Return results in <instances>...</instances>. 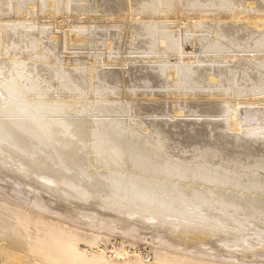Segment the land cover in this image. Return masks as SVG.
I'll use <instances>...</instances> for the list:
<instances>
[{"label":"rangeland","instance_id":"374dc122","mask_svg":"<svg viewBox=\"0 0 264 264\" xmlns=\"http://www.w3.org/2000/svg\"><path fill=\"white\" fill-rule=\"evenodd\" d=\"M89 1L90 3L86 5L79 0H68L66 8L69 14H66L67 11L64 12L63 8L64 0H54V8L62 11V14L58 13L55 16L56 20H45L40 15L35 17L36 24L22 23L26 25L23 32L25 36L23 43H26L18 44L12 37V44L8 45L5 42L4 57L0 60L2 73L4 66L8 68L10 63L18 64L19 61L27 67L24 68L31 75L30 67L38 62L35 70H39V73L35 77L23 72L21 82L22 86L27 88L24 101L42 102L44 107H48L51 105L46 104L56 99L54 104L62 109L59 111L50 107L53 111L45 110L43 115L32 109L30 113H37L39 116L0 115V120L33 117L39 120L44 118L81 119L86 122L92 120L94 129L86 127L85 131L88 136L99 132V138L92 141L93 145L102 144L103 149H114L124 139L125 142L131 143L135 140L133 135L136 134L138 135L136 137L144 139V144L151 148L154 146L153 150L156 152L158 146L163 147L168 155H172L166 156L172 165L195 169L201 180L204 175L206 183L211 182L207 181V177L213 179L217 174L220 175L223 180L216 183L224 187L198 185L188 180L174 179L173 175L163 178L145 175L144 172L129 173L120 169L122 165L117 163L112 165L115 169L110 168L109 163L97 161L92 157V153H88V140L84 141L83 145L86 146L78 153L79 157L75 155L72 161L65 163V167L69 169L66 176H56L57 179L54 180L50 173L49 177L52 180L48 175L36 176L28 168L24 170L19 167L18 170V166L14 164L18 161L13 158L11 161L7 160L9 158L1 154L0 264H264V136L258 133L264 128V101L238 106L239 127L235 132H231L222 121L226 108L220 98L224 97L208 96L212 92L219 94L220 89L222 92L224 90L229 92V85L238 87L235 88L236 91H243V88L251 86L258 92H264V71L256 68L255 62H253L255 65H252L248 61L250 49L264 48V40H261L264 34V20L256 23L254 27H249L243 20H233V14L230 13L235 9L264 13V0H164L163 6L167 5L166 7L170 8L171 15L168 21L175 24L172 25L170 22L171 26L169 25L167 30L163 26L158 30L154 21L157 18L154 19L149 12L143 13L144 16L141 14L142 11H137L138 6L143 3L149 4V0ZM247 1L252 2L249 7L245 6ZM41 2L44 8L46 2ZM128 2L133 8L131 13L134 18L130 19L124 14ZM190 9L197 12L213 9L214 12L209 14L210 18L197 24L195 19H191L195 18L197 13L193 15L194 12H188ZM11 10L5 11L6 19L2 17L8 24L10 20L22 19L18 12ZM74 10L78 16L72 14ZM216 10H220L221 13L216 14ZM89 13L90 16H87ZM60 15L64 19H59ZM83 16L87 19L82 20ZM141 16L146 18L143 20ZM88 17L94 20H89ZM71 18H75L74 22ZM26 19L29 20L28 16ZM135 19L140 20L137 22ZM56 21L61 24L58 25ZM69 23L85 30L88 33L89 38H86L88 42L66 43L64 34L69 32ZM214 23H219L217 27L220 35L211 43L206 40L208 35L205 34L209 33ZM35 25H38L39 29H36ZM179 32L184 37L188 36L184 38V42H187L185 45L187 49L184 46L186 51H190L191 48L193 52L203 50L204 52L199 53L202 57L217 60L214 66L219 62L223 63L222 57L233 54L234 47L242 48L243 50H238L243 52H239L242 55L241 61L229 63L231 68L237 66L239 73L227 72L223 79L212 81L215 83L214 87L205 72L195 69L186 80L172 82L165 73V67L169 63L173 65L171 62L174 57L176 58L174 53L177 47L174 46L173 37L180 34ZM37 33L40 39H37ZM5 36L9 38L6 33ZM162 37L165 39L163 46L158 43V39ZM197 37H203L204 42ZM263 48L262 54L256 52L259 53L255 56L256 59L264 58ZM159 52L163 56L159 55ZM27 57H31L30 60ZM144 57L146 58L142 59ZM39 59H42V62L37 61ZM152 60L158 62L154 63ZM39 62L42 63L41 66L44 65L43 68L39 66ZM89 64H93L96 70L94 80L87 79ZM199 65L208 66L204 62H199ZM11 67L15 69L12 65ZM47 68L51 69L50 73H45ZM54 72L62 74L61 77L56 74L58 78L55 79ZM63 79L65 82L67 80L69 87L65 86ZM30 85L37 87L35 86L33 90ZM178 87L180 91L176 90ZM185 89L198 92L201 97L198 95L184 97L182 91ZM150 92L154 96L149 95ZM237 97L244 99L243 95ZM0 98V103H3L2 97ZM174 109L184 111L186 115L182 113L183 116L171 118ZM131 120H134L132 125L129 123ZM98 121L103 122L101 127L106 129L105 134L100 133L102 128H99ZM108 126L112 132H107ZM143 128L149 131L146 132ZM249 130L252 131L248 132ZM57 170L61 171L60 167ZM46 179L55 183V187L60 186L59 189H51ZM221 182L227 183L222 185ZM230 183L233 187L225 189V185ZM255 183L263 187L262 192L250 190L251 184L254 187ZM190 186L192 189L198 186L199 189H211L218 195L212 197L219 199L226 195L228 197L249 195L250 199H255L257 206L255 204V209L245 210L243 204L226 202L221 204L214 200L205 202L192 195V192L186 191L188 188L191 189ZM81 188H86V191H82ZM139 192L149 195V198L141 196ZM228 197L225 201L231 200ZM141 198L144 201H140ZM191 206L195 208L192 209ZM129 210L136 212L130 214ZM168 214L172 215L169 219L170 222H174L173 226L171 223L165 224L169 223L164 221L167 220ZM178 215L181 216L178 218ZM200 216L212 219L203 220ZM157 220H160V223ZM162 223L164 226L160 225ZM202 230L209 232L208 235L199 236Z\"/></svg>","mask_w":264,"mask_h":264},{"label":"bare ground","instance_id":"6f19581e","mask_svg":"<svg viewBox=\"0 0 264 264\" xmlns=\"http://www.w3.org/2000/svg\"><path fill=\"white\" fill-rule=\"evenodd\" d=\"M41 1H44L46 2L45 3V7L42 8V3ZM129 1V0H128ZM150 3H143L142 5L138 6V10L137 11H142V15L145 16V14L143 13H146V12H149V14L152 15V17L155 19L157 18L155 23H157V29L160 30L159 28L163 26L164 29H168L169 25H170V22L171 24L174 23L172 21H168V17H170L171 14L170 13V8L166 7V6H163L165 5L163 3L164 0H149ZM166 1V0H165ZM67 2L68 0H64L63 2V8H65L64 12H68V9L66 8L67 7ZM79 2H82V3H86V5H88L90 3L89 0H79ZM161 2V3H160ZM9 3V4H8ZM163 3V4H162ZM167 4V3H166ZM252 4V2H245V6L246 7H249L250 5ZM61 6V5H60ZM127 6V5H126ZM163 6V8L161 7ZM87 7V6H86ZM84 7V8H86ZM76 8V7H75ZM14 10L13 12H18L21 16V18L23 19H17V21H12L10 20L9 21V24H8V21L2 19L5 18L4 17V14H5V11H8V10ZM71 9H72V6H71ZM87 9V8H86ZM135 9V8H134ZM11 10V11H12ZM61 10V9H60ZM84 10V9H83ZM150 10V11H148ZM192 9L188 10V12H194L193 15L195 14V12L197 13V16L195 15V18H191V19H195L196 23L199 24L202 22V20H205L206 18H210L209 17V14H213L214 10L213 9H205L204 11L203 10H198L195 11H191ZM42 11V13L40 12ZM87 11V10H86ZM126 11V12H125ZM124 11V14H126V16H128L127 19H130L133 17V8L131 7V5H129V2H128V6L126 7ZM62 12V11H61ZM60 11H57V8H54V0H0V60L1 58L3 59L4 57V48H5V42L9 45V44H12L13 42L11 41V38L14 37L15 39V42L17 41L18 44H25L23 43L25 41V36L23 34V32L25 31V26L26 25H23L22 23H33V24H36V21H35V17L37 18L38 16H42L45 20L49 19H53V20H56V15H58V13H61ZM66 14H69V12ZM74 13L72 14H77L78 16V13H76V11L74 10L73 11ZM89 12V9L88 11ZM132 12V13H131ZM187 12V11H185ZM17 13V14H18ZM71 13V11H70ZM81 13V12H80ZM85 13V12H84ZM136 13V11L134 10V14ZM174 13V12H173ZM172 13V14H173ZM221 11L220 10H216V14H220ZM232 15V19L233 20H243L247 26L249 27H254L256 25V23L260 22L261 20H264V13H250L249 11H241L240 9H235V10H232L230 11ZM14 14V13H13ZM16 14V15H17ZM18 14V15H19ZM31 14V15H30ZM62 14V13H61ZM83 14V13H82ZM123 14V15H124ZM7 14H5L6 16ZM84 15V14H83ZM95 15V14H94ZM140 15V14H139ZM182 15V14H181ZM191 15V14H190ZM189 15V16H190ZM28 16L29 20L26 19V17ZM61 16V15H60ZM69 16V15H68ZM67 16V17H68ZM87 16H90V13L89 15ZM135 16V15H134ZM138 16V15H137ZM148 16V15H147ZM187 16V15H186ZM185 16V17H186ZM34 18V19H30V18ZM72 17V16H70ZM69 17V18H70ZM73 17H75L73 15ZM84 17V16H83ZM143 16H141L140 18H142ZM173 17V15H172ZM194 17V16H193ZM18 18V17H17ZM42 18V19H43ZM89 18V17H88ZM134 18V17H133ZM138 18V17H137ZM146 18V17H144ZM144 18H142L144 20ZM6 19V18H5ZM15 19V18H14ZM40 19V18H39ZM59 19H64L62 16L59 17ZM66 16H65V20H66ZM74 22V19L71 18ZM81 19V17H79V20ZM84 19H87V18H82V20ZM141 19V20H142ZM148 19V18H147ZM160 19V21H159ZM201 19V20H200ZM38 20V19H37ZM41 20V19H40ZM64 20V21H65ZM71 20V21H72ZM89 20H94L92 18H89ZM88 20V21H89ZM136 20V19H135ZM140 20V19H139ZM139 20H136L137 22H139ZM143 20L141 22H143ZM146 20V19H145ZM170 20V19H169ZM172 20V19H171ZM62 21V20H61ZM69 21V20H68ZM86 21V20H85ZM128 21V20H127ZM131 21V20H129ZM147 21V20H146ZM194 21V20H193ZM39 22V21H38ZM41 22V21H40ZM47 22V21H45ZM53 22V21H52ZM55 22V21H54ZM57 22V21H56ZM59 22V21H58ZM57 22V23H58ZM63 22V21H62ZM72 22V23H73ZM7 23V24H6ZM130 24V22H128ZM147 23V22H146ZM146 23L144 25H146ZM152 23V22H150ZM195 23V25H196ZM21 24V25H20ZM39 24V23H37ZM61 24L58 23V25ZM63 24V23H62ZM65 24V22H64ZM70 24V23H69ZM75 24V23H73ZM194 24V23H193ZM32 25V24H31ZM53 25V23H52ZM57 25V26H58ZM172 25H175V24H172ZM184 25V24H182ZM218 24L214 23V25H212L210 27V31L209 33L205 34V35H208V38H206V40L208 42H211V43H214L217 39H218V36L220 35L219 33V29L217 27ZM36 26V29H39L38 28V25H35ZM69 26V32L68 34H64L66 35V43L68 41L70 42H75V43H82V42H85L87 41L86 38H89L88 37V33L85 31V30H82L81 27H78L76 28L75 25H68ZM67 26V27H68ZM90 26V25H89ZM148 26V25H147ZM146 26V27H147ZM171 26V25H170ZM83 27V26H82ZM175 27V26H174ZM30 28V27H29ZM59 28H61L59 26ZM171 28V27H170ZM28 29V28H27ZM26 29V31H27ZM95 30V29H94ZM147 30V29H146ZM172 30V29H171ZM31 31V30H30ZM29 31V32H30ZM38 32V30H36ZM32 32V31H31ZM40 32V31H39ZM5 33L7 34V36L9 38H7L5 36ZM180 33V32H179ZM41 34V33H40ZM159 34V33H158ZM191 34V33H190ZM192 35V34H191ZM187 36V35H186ZM203 36V35H202ZM159 37V35H158ZM188 37V36H187ZM187 37H184L181 33L180 34H177L175 35L173 38H174V41H175V53L176 54V58L174 57L172 60L173 62H171L173 65H166L167 67H165V73L166 75L171 78L172 82H176V81H181L182 79L183 80H186L188 76L192 75V73H194L193 69H195L196 71L197 70H201L203 72H205V75L207 77V79L209 81H218L219 79H221L224 74L226 75L227 72H231V73H239V70H238V67L236 66V68H231V66H229V63H235V62H239L241 61V57L242 55L239 54L240 53H243L242 51H238L239 49H242L240 47H234L232 52L233 54H231L230 56H227V57H222L221 58V61L223 63H217L216 66L215 63L217 60H215L214 58H205V57H202L199 53L200 51L202 52L203 50H198L199 52H193L191 49L190 51H186L187 47L185 46L187 42H184L185 39ZM193 37V36H192ZM132 38V37H131ZM185 38V39H184ZM199 38V37H197ZM27 39V38H26ZM37 39H40V35L37 33ZM64 39V40H65ZM264 40V34H262L261 36V40ZM131 40V39H130ZM194 40V39H193ZM198 40H205L203 37L199 38ZM192 41V40H190ZM38 42V41H37ZM65 42V41H64ZM88 42V41H87ZM193 42V41H192ZM204 42V41H203ZM158 43L159 45L163 46L165 44V39L162 37V38H159L158 39ZM191 43V42H189ZM65 44V43H64ZM200 44V43H199ZM204 44V43H203ZM16 45V44H15ZM31 45V44H29ZM13 46V45H12ZM10 46V47H12ZM159 46V48L161 47ZM172 46V45H171ZM184 46L186 47V49L184 48ZM206 46V45H205ZM208 46V45H207ZM17 47V46H16ZM67 47V46H66ZM212 47V46H211ZM215 47V46H214ZM8 48V47H6ZM15 48V47H13ZM18 48V47H17ZM16 48V49H17ZM39 48V47H38ZM171 48V47H170ZM210 48V47H209ZM263 48V47H262ZM260 47V50L259 49H250L249 50V53H253V55H248L249 59L248 61L252 63V65H255L256 64V68H261L263 71H264V58L263 59H256L255 56H257L259 53H256V52H261L262 54V49ZM30 49V47H29ZM162 49V48H161ZM212 49V48H211ZM264 49V48H263ZM7 50V49H6ZM28 50V49H27ZM26 50V51H27ZM40 50V49H39ZM37 50V52L39 51ZM162 50H165L162 49ZM172 50V49H171ZM226 50V49H225ZM243 50V49H242ZM17 51V50H16ZM30 51V50H29ZM32 51V50H31ZM161 51V50H160ZM167 51V50H166ZM165 51V52H166ZM209 51V50H208ZM216 50H214L215 52ZM218 51V50H217ZM264 51V50H263ZM36 52V51H35ZM150 52V51H149ZM170 52V51H169ZM173 52V51H172ZM204 52V51H203ZM210 52V51H209ZM223 52V51H222ZM228 52V50L226 51ZM225 52V54H226ZM6 53V51H5ZM9 53V52H8ZM17 53V52H16ZM15 53V54H16ZM19 53V51H18ZM21 53V52H20ZM31 53V52H30ZM33 53V52H32ZM42 53V52H41ZM156 53V52H155ZM161 52H159V55ZM197 53V54H196ZM208 53V52H207ZM29 54V53H28ZM166 54V53H165ZM229 54V53H228ZM11 55V54H10ZM40 55V54H39ZM43 55V53L41 54ZM223 55V53H222ZM163 56V55H161ZM263 55H261L262 57ZM7 57V55H6ZM32 57V55H31ZM30 57V58H31ZM148 57V56H147ZM155 57V56H154ZM153 57V58H154ZM238 57V58H236ZM244 57V56H243ZM9 58V57H8ZM29 58V57H27ZM30 58L28 60H30ZM146 57L142 58V59H145ZM158 58V57H157ZM14 59V58H13ZM17 59V58H15ZM14 59V60H15ZM36 59V58H34ZM33 59V60H34ZM149 59V58H148ZM161 59V58H160ZM159 59V60H160ZM164 58H162L161 60H163ZM219 59V58H218ZM6 60V59H4ZM18 60V59H17ZM26 60V61H28ZM32 60V62H34ZM42 60V59H41ZM40 59L37 60V61H41ZM147 60V59H146ZM169 60V59H168ZM260 60V61H259ZM11 61V60H10ZM21 61V60H20ZM150 61V60H149ZM153 61V60H152ZM158 62V60H156ZM156 61H153L154 63ZM167 61V60H166ZM12 62V61H11ZM25 62V59L24 61ZM36 62V61H35ZM42 62V61H41ZM156 62V63H157ZM170 62V61H169ZM199 62H204L206 63L208 66L207 67H203L201 65H199ZM255 62V64L253 63ZM259 62V63H257ZM261 62V64H260ZM16 63V62H15ZM27 63V62H26ZM38 63V62H37ZM34 64L32 65L30 68L32 69V75L27 73L28 71L26 70V66L22 65V62L19 63L18 61V64H14V62L10 63V65H12L13 67H15V69L13 70V68L11 67L10 68V65H8L7 67L8 68H5V66L3 67L4 68V71L3 73L0 71V97H2V100H3V103L1 102L0 103V115H18V116H25L24 114H27V115H33V116H39V114L37 113H30L31 110H37L38 112H40V114H44V112L48 111L49 109H51L53 107V109H59V111L62 109V108H58V105L57 104H54L56 102V99L54 100H51L49 103H47L46 105H51V106H48V107H44L41 103H35L31 100V102H25L23 97L25 95V92L27 93V88H25L24 86H22V82H21V79H22V75H23V72H25V74L27 73L28 76L30 75L35 77V75H37L39 73V70H35L36 67ZM40 63V62H39ZM161 63V62H160ZM263 63V65H262ZM25 64V63H23ZM32 64V63H31ZM42 63H40L39 66H41ZM224 64V65H222ZM260 64V65H258ZM44 66V65H43ZM43 66H41V68H43ZM26 67V68H24ZM163 68V67H162ZM29 69V68H28ZM164 69V68H163ZM50 68H47V71L45 73H50ZM161 70V69H160ZM30 71V70H29ZM95 69H94V65L93 64H89L88 66V70H87V79L88 80H94V78L96 77L95 76ZM164 71V70H162ZM44 73V74H45ZM56 74L58 75V77L62 74H58V72H54L53 73V76H56ZM85 74V73H84ZM196 74V73H195ZM163 75V74H162ZM165 75V77H166ZM57 76L54 77L55 79L58 78ZM167 77V78H168ZM193 77V76H192ZM225 77V76H224ZM195 78V77H194ZM37 79V78H36ZM190 79V78H189ZM223 79V78H222ZM237 79V78H236ZM182 80V81H183ZM195 80V79H194ZM63 82L64 79H63ZM2 83V84H1ZM59 83V82H58ZM31 84V83H29ZM28 84V85H29ZM65 86H68L69 87V83L65 82ZM78 84V83H77ZM219 84V82H218ZM232 84V83H231ZM235 84V83H234ZM213 85H215V83L213 84L212 83V87H214ZM227 85V84H226ZM229 85V84H228ZM32 85H30L31 87ZM36 85L32 86L31 89L34 90V87ZM186 86V85H185ZM194 86V85H193ZM220 86V85H219ZM230 86V85H229ZM228 88L230 89V91L228 92L227 90H224L222 92V90L220 89L218 92L219 94H214L211 95L209 94L208 96H211V97H224L223 99L220 98V101L223 102V106L226 108V112H225V116L223 118V122H225L227 124V129L231 132H235V129H237L239 127V120L237 118V107L240 106L241 104H253V103H258V102H261V101H264V92H258L256 90V88H253L251 86H248V88L246 87L245 89L243 88V91H236L235 88H238L235 86L234 87H229ZM37 87V86H36ZM218 87V86H217ZM222 87V86H221ZM220 87V88H221ZM225 87V86H224ZM256 87V86H255ZM29 88V87H28ZM52 88V87H51ZM177 88V87H176ZM186 88V87H185ZM192 88V87H191ZM209 88V87H208ZM226 88V87H225ZM224 88V89H225ZM261 88V87H260ZM202 90V88H199ZM210 89V88H209ZM32 90V91H33ZM40 90V89H39ZM177 91H180V88L178 87V89H176ZM195 90V89H194ZM206 90V88H205ZM217 90V89H216ZM214 90V91H216ZM54 91V90H53ZM193 90H188V89H185L182 91V94L183 96H191V97H194L196 95H198L196 92H192ZM198 91V90H197ZM209 91V90H207ZM260 91V90H259ZM38 92V91H37ZM77 92V91H76ZM202 92V91H199V93ZM217 92V93H218ZM221 92V93H220ZM28 93H31V92H28ZM57 93V92H56ZM78 93V92H77ZM76 93V94H77ZM180 94V92H178ZM204 93V91H203ZM32 94V93H31ZM75 94V93H74ZM146 95V94H145ZM151 95V92L150 94ZM148 95V96H149ZM153 95V94H152ZM151 95V96H152ZM205 95V94H204ZM203 95V96H204ZM240 95H243L244 99H241ZM30 97H33V95H29ZM28 96V97H29ZM147 96V95H146ZM154 96V95H153ZM182 96V95H181ZM201 97V95H198ZM202 96V97H203ZM239 96L240 98L238 99ZM26 97H27V94H26ZM36 97V96H35ZM54 97V96H53ZM92 97V96H91ZM39 98V97H37ZM35 98V100L37 99ZM206 98H209V97H206ZM1 99V98H0ZM27 99V98H26ZM29 99V98H28ZM27 99V100H28ZM31 99V98H30ZM33 99V98H32ZM94 100V99H93ZM59 101V100H58ZM88 101L90 102L91 100L88 99ZM97 103V102H96ZM95 103V105H96ZM67 104V102H66ZM61 106V105H60ZM71 106V105H70ZM51 107V108H50ZM64 107V106H63ZM73 107V106H72ZM175 107V106H174ZM65 108V107H64ZM66 108H68L66 106ZM53 109H51L53 111ZM30 110V111H28ZM46 110V111H45ZM75 110V109H74ZM96 111V110H95ZM67 111H65L66 113ZM64 113V112H63ZM184 111H176V109L173 110V113L170 115L171 118H174L175 116H183ZM46 114V113H45ZM88 114V113H87ZM102 114V113H101ZM120 114V113H119ZM52 115V114H51ZM56 115H59V114H56ZM91 115V114H89ZM184 115H186L184 113ZM30 116V117H31ZM93 117V116H92ZM221 117V116H220ZM50 118V117H49ZM192 119V118H191ZM190 119V120H191ZM193 120V119H192ZM97 121V120H96ZM133 121L134 120H131L129 123H131V125L133 124ZM92 122V120H91ZM91 122H86V121H83L81 119H47V118H44V119H41L39 120L36 119V118H32V119H22V118H19V119H8V120H3L1 119L0 120V156L2 155H5L7 158V160H10V159H15V161H18L17 164L16 162L14 163L16 166H18V170L19 167H22V169L25 168L30 171H33L34 174H36V176H40V175H48L53 177V180L54 179H57L55 178L56 176L57 177H60V176H63L65 174H67L66 171H69L68 168L65 167V163H68L70 161H72L71 159L76 157L75 155L78 156V153L80 151H83V146H86V145H83L84 141L85 140H88L89 142V145H87V148H88V153H92V157L94 159H96L97 161H103L106 163H109V167L110 168H114L112 165H116L117 164H120L122 165V167L120 169H122L123 171H128L129 173L130 172H135V173H143L146 175H151V176H158V177H166V176H174L173 178L175 179H179V180H185V181H191L193 183H197L198 185L199 184H203L204 186L205 185H210V186H221L220 184L216 183V182H219V181H222V177L220 175L217 174L216 177H214L213 179H210L209 177H207V181H211L210 183H206V179H205V176L203 175V180H201L200 178V175L197 173L198 171H196L195 169H191V168H184L183 166H179L177 167L172 165V162H169L168 161V157H172V155H168L164 148L163 147H160L158 146V151H154L153 150V147L151 148L150 146L144 144L143 140H141L139 137H136L138 135L134 134L133 136L135 137V140H132L131 143H127V141L125 142V139L123 141H121L119 144H117V147L116 148H109V149H103L101 148L102 147V144L99 146V144L97 145H93L92 144V141L95 140V138H97L99 136V132L96 133H93L92 135L88 136L87 135V132L85 131V128L86 127H93L94 125L91 123ZM106 122V121H105ZM117 122V121H116ZM116 122L114 123L116 125ZM122 122V121H121ZM103 122L101 121H98L97 124L99 126V128H102L101 127V124ZM112 123H113V120H112ZM118 124V123H117ZM103 125V124H102ZM124 127V126H123ZM126 127V126H125ZM113 128V125L112 127ZM110 126H108V133L109 132H112ZM115 128V127H114ZM117 128V127H116ZM131 127H129L130 129ZM133 128V127H132ZM94 129V127H93ZM135 129V128H134ZM144 129V128H143ZM142 129V130H143ZM96 130H98L96 128ZM106 129L105 128H102L100 133L102 134H105V131ZM116 130V129H115ZM120 130V128H119ZM122 130V129H121ZM132 130V129H131ZM130 130V131H131ZM145 130V129H144ZM143 130V131H144ZM147 130V129H146ZM145 130V131H146ZM92 129H90L89 132H91ZM118 131V130H117ZM126 131V130H125ZM129 131V132H130ZM133 131V130H132ZM137 131V130H136ZM142 131V132H143ZM149 131V130H147ZM146 131V132H147ZM252 130H249L248 132H251ZM255 131V130H254ZM95 132V131H94ZM128 132V131H127ZM137 132H140V131H137ZM136 132V133H137ZM118 133V132H117ZM141 133V132H140ZM153 133V132H152ZM243 133V132H242ZM255 133V132H254ZM261 136H264V128H261L258 132ZM130 134V133H129ZM132 134V133H131ZM139 134V133H138ZM163 134V133H162ZM107 135V134H106ZM151 135V134H150ZM253 135V134H252ZM144 136V135H143ZM166 136V135H165ZM163 137V136H162ZM257 137V135H256ZM99 138V137H98ZM102 139V137H100ZM118 138V137H117ZM130 139V138H129ZM140 139V140H139ZM146 139V138H145ZM260 139H262L260 137ZM103 140V139H102ZM151 140V139H150ZM259 140V139H258ZM100 141V140H99ZM98 141V142H99ZM104 141V140H103ZM97 142V141H96ZM106 142V140H105ZM104 142V143H105ZM111 142V141H110ZM161 142V141H160ZM113 143V142H112ZM127 143V144H125ZM128 144L130 145L128 147ZM153 144H155V142H153ZM157 144V143H156ZM109 145V143H108ZM114 145V144H113ZM116 145V144H115ZM156 146V145H155ZM164 146V145H162ZM4 148H6V150H4ZM8 149V150H7ZM85 149V148H84ZM86 150V149H85ZM77 153V154H76ZM2 154V155H1ZM82 154V153H81ZM207 156V155H206ZM186 157V156H185ZM189 157V156H188ZM205 157V156H204ZM1 158V157H0ZM167 158V159H166ZM174 158V157H173ZM85 159V158H84ZM175 159V158H174ZM192 159V158H191ZM1 160V159H0ZM77 160V159H76ZM11 161V160H10ZM47 162V163H46ZM84 162V161H83ZM179 162V161H177ZM5 163V162H4ZM77 163V162H76ZM79 163V162H78ZM100 163V162H99ZM9 164V162L7 163ZM13 164V165H14ZM74 164V163H73ZM29 165V166H28ZM61 165V166H60ZM8 166V165H7ZM77 166V165H76ZM104 166V165H103ZM200 166V165H199ZM2 167V166H0ZM60 167V170L61 171H58L57 169H59ZM68 167V166H67ZM71 167V166H69ZM119 165L117 166V169H118ZM77 168V167H76ZM209 168V167H208ZM115 169V168H114ZM179 169V170H178ZM199 170V169H198ZM74 171V170H73ZM79 171V170H78ZM81 171V169H80ZM213 171V170H212ZM222 171V170H221ZM113 172V171H112ZM226 172V171H225ZM225 172H223L225 174ZM238 172V171H237ZM51 175H50V174ZM64 173V174H63ZM97 173V172H96ZM103 173V172H102ZM110 173V172H109ZM220 173V172H219ZM221 174V173H220ZM32 175V173H31ZM30 175V176H31ZM254 175V174H253ZM66 176V175H65ZM100 176V175H99ZM215 176V175H214ZM241 176V175H240ZM79 178H81L80 176H78ZM213 177V176H212ZM50 178V177H49ZM65 178V177H64ZM131 178V177H130ZM260 178V177H259ZM31 179V178H30ZM35 179V178H34ZM51 179V178H50ZM243 179V178H242ZM47 181V184H50V188L51 189H59L60 186H56L55 187V183H51L52 181H50L49 179H46ZM52 180V179H51ZM80 180V179H79ZM86 181V179H84ZM93 180V179H92ZM120 180V179H119ZM240 180V179H239ZM246 180V179H245ZM85 181L83 183H85ZM224 181H226V179H224ZM55 182V181H53ZM80 182V181H79ZM91 182V181H89ZM190 182V183H191ZM245 182V181H244ZM87 183V182H86ZM99 183L100 185H103V183L101 182H97ZM131 183V181H130ZM129 183V185H130ZM189 183V184H190ZM226 184L227 182H221V184ZM82 184V183H81ZM133 184V183H132ZM139 184V183H138ZM235 184V183H234ZM256 184V183H255ZM46 185V184H45ZM84 185V184H83ZM89 185V184H88ZM96 185V184H95ZM107 185V184H106ZM127 185V184H126ZM143 185V184H142ZM202 185V186H203ZM244 185V184H243ZM85 186V185H84ZM91 186V184H90ZM89 186V187H90ZM97 186V185H96ZM112 186V185H111ZM118 186V185H117ZM252 186V189H250L251 191H259V192H262L263 190V187L260 185V184H256L253 185L251 184ZM87 187V186H86ZM99 187V186H98ZM121 187V186H120ZM145 187V186H144ZM221 187H224L221 186ZM232 188L233 186H231V183L228 184V185H225V189H228V188ZM148 188V186H147ZM172 188V187H171ZM178 188V187H177ZM191 188V186H190ZM193 188V187H192ZM189 189L186 190L188 192H192L191 194L194 195L195 197H198L200 198L201 200L205 201V202H209V200L212 202L213 200L214 201H218V202H221L222 203H231V204H235V203H238V204H243L245 205V210H250V209H255V207L257 206L256 204V201L255 199H250L248 196L249 195H246V196H227L226 193L224 196V198H216L214 196H218L217 194H214V191H212L211 189H199V186L198 188L196 189ZM236 188V187H235ZM83 189V188H81ZM86 188H84L82 191H84ZM131 189V188H130ZM243 189V188H242ZM86 191V190H85ZM131 191V190H129ZM150 191H148L149 193ZM187 193V192H186ZM220 193V192H219ZM258 193V192H257ZM140 194V192H139ZM147 194V193H146ZM175 194V193H174ZM181 194V193H180ZM198 194V195H197ZM203 195V196H200V195ZM141 196L145 197V198H149V195H145L140 194ZM178 195V194H177ZM185 195V194H184ZM212 195H214L212 197ZM141 196H138L139 198ZM222 196V195H221ZM179 197V196H178ZM188 197V195H187ZM203 197V199L201 198ZM231 199L229 201H225L227 199ZM180 198V197H179ZM186 198V196L184 197ZM183 198V199H184ZM155 199V198H154ZM233 199V200H232ZM149 200V199H147ZM185 200V199H184ZM257 200V199H256ZM137 201V200H136ZM140 201H144L143 198L140 199ZM151 201V199L149 200ZM195 201V200H194ZM109 203V201H107ZM191 202V201H190ZM198 202V201H197ZM113 203V202H112ZM111 203V204H112ZM150 203V202H149ZM195 203V202H194ZM262 203V202H261ZM218 204V203H217ZM256 204V206H255ZM264 204V203H263ZM197 205V204H196ZM111 206V205H109ZM194 206V205H193ZM191 206V208H195ZM199 206V205H197ZM231 206V205H230ZM229 206V207H230ZM236 206V205H235ZM239 206V205H238ZM263 206V205H262ZM261 206V207H262ZM178 207V206H177ZM201 207V206H199ZM211 207V206H210ZM242 207V206H241ZM238 208V207H237ZM236 208V209H237ZM182 209V208H181ZM239 209V208H238ZM179 210V209H178ZM183 210V209H182ZM181 210V211H182ZM130 211V210H129ZM128 211V212H129ZM125 212H127L125 210ZM133 212V211H132ZM130 211V214L132 213ZM136 212V211H134ZM133 212V213H134ZM170 212V211H169ZM168 213V212H166ZM182 213H184L182 211ZM139 215V213H137ZM181 214V213H179ZM158 215H161L158 213ZM149 216V215H147ZM154 216V214H153ZM177 216V214H176ZM181 216V215H180ZM178 215V218L180 217ZM192 216V215H191ZM141 217V215H140ZM169 217L172 218V215H166V218L167 220H164V221H167L169 223H165L166 225H171L174 223V222H170V219ZM183 217V216H182ZM189 217V216H188ZM203 220H210L211 219L208 217V216H200ZM155 218V217H153ZM185 218V217H184ZM200 218V219H201ZM150 219V218H149ZM156 219V218H155ZM154 219V220H155ZM181 219V218H180ZM196 219V218H195ZM201 219V220H202ZM217 219V218H216ZM184 220V219H183ZM150 221V220H149ZM158 221V220H157ZM189 221V220H188ZM160 223V220L158 221ZM207 222V221H206ZM209 222V221H208ZM207 222V223H208ZM176 223V222H175ZM196 224V223H195ZM214 224V223H213ZM226 224V222H225ZM162 226H164V223L160 224ZM175 225V224H174ZM230 225V224H229ZM173 226V225H172ZM177 226H179L177 224ZM232 226V225H231ZM206 227V226H205ZM183 229H187V228H183ZM201 231V230H200ZM203 231V230H202ZM202 234L199 235V236H206L208 235L209 232H201Z\"/></svg>","mask_w":264,"mask_h":264}]
</instances>
